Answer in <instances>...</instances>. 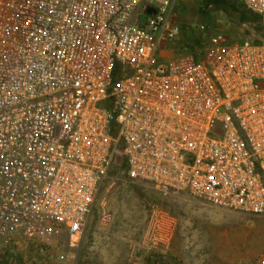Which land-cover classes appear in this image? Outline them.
Wrapping results in <instances>:
<instances>
[{
	"label": "built area",
	"instance_id": "1",
	"mask_svg": "<svg viewBox=\"0 0 264 264\" xmlns=\"http://www.w3.org/2000/svg\"><path fill=\"white\" fill-rule=\"evenodd\" d=\"M175 1L0 0V244L77 247L119 171L264 214V41L176 48Z\"/></svg>",
	"mask_w": 264,
	"mask_h": 264
},
{
	"label": "rangeland",
	"instance_id": "2",
	"mask_svg": "<svg viewBox=\"0 0 264 264\" xmlns=\"http://www.w3.org/2000/svg\"><path fill=\"white\" fill-rule=\"evenodd\" d=\"M206 1L174 2L176 48L201 46L217 32L264 41V17L261 24L245 22L228 5ZM158 215L167 219L157 224ZM263 249L264 214L210 206L187 193L163 194L119 171L102 191L77 247L69 246L64 232L18 240L0 244V264H251Z\"/></svg>",
	"mask_w": 264,
	"mask_h": 264
},
{
	"label": "trees",
	"instance_id": "3",
	"mask_svg": "<svg viewBox=\"0 0 264 264\" xmlns=\"http://www.w3.org/2000/svg\"><path fill=\"white\" fill-rule=\"evenodd\" d=\"M206 4L217 6V7L222 6V5H228L229 7H231L232 9H234L240 13V18L242 21H245V22L249 21L252 23L261 24V21H260L261 16L251 12L250 10H248L245 7V5L239 0H235L231 3L229 1H226V0H207ZM182 48H183V46H182Z\"/></svg>",
	"mask_w": 264,
	"mask_h": 264
},
{
	"label": "water",
	"instance_id": "4",
	"mask_svg": "<svg viewBox=\"0 0 264 264\" xmlns=\"http://www.w3.org/2000/svg\"><path fill=\"white\" fill-rule=\"evenodd\" d=\"M145 12L148 14H152V13H155V9L153 7L147 5L145 8Z\"/></svg>",
	"mask_w": 264,
	"mask_h": 264
},
{
	"label": "crops",
	"instance_id": "5",
	"mask_svg": "<svg viewBox=\"0 0 264 264\" xmlns=\"http://www.w3.org/2000/svg\"><path fill=\"white\" fill-rule=\"evenodd\" d=\"M146 1L148 2V1H151V0H146ZM146 6H147V5H146ZM146 6H145V8H146ZM148 6H150V5H148ZM151 7H152V6H151Z\"/></svg>",
	"mask_w": 264,
	"mask_h": 264
}]
</instances>
